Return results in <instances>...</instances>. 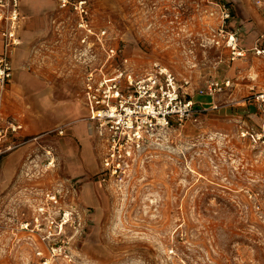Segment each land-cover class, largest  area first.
I'll use <instances>...</instances> for the list:
<instances>
[{"label": "rangeland", "instance_id": "obj_1", "mask_svg": "<svg viewBox=\"0 0 264 264\" xmlns=\"http://www.w3.org/2000/svg\"><path fill=\"white\" fill-rule=\"evenodd\" d=\"M86 1L95 30H107L109 44L122 49L134 70L144 73L158 62L190 83L196 102L217 108L168 132L128 180L98 179V184L94 176L102 149L97 134L89 137V168L80 141L57 130L66 123L59 114L63 108L73 110V123L85 121L83 77L104 56L97 45L81 43L77 17L56 0L47 30L29 39L22 67L57 89L55 106L31 117L6 112L27 125L31 120L27 131L43 135L14 152L11 157L17 159L0 177V264H42L35 250L47 255L46 245L29 240L17 227L29 220L39 194L53 188L85 213L87 225L72 237L67 257L49 264H264V143L251 137H264V106L248 100L264 93V56L247 49L246 38V57L235 61L216 45L223 22L208 0ZM215 1L229 4L238 21L225 28H240L235 4ZM242 3L261 15L263 40L264 5ZM106 69L111 73L110 66ZM212 81H230L231 87L213 98L198 96ZM79 132L75 128L73 135L78 138Z\"/></svg>", "mask_w": 264, "mask_h": 264}, {"label": "built area", "instance_id": "obj_2", "mask_svg": "<svg viewBox=\"0 0 264 264\" xmlns=\"http://www.w3.org/2000/svg\"><path fill=\"white\" fill-rule=\"evenodd\" d=\"M208 1L219 9L223 22L214 36L216 45H223L233 61L246 57L238 33L225 28L233 17L231 7L215 0ZM255 2L263 4V0ZM59 5L77 17L81 43L89 48L97 45L104 56L98 67L86 71L82 94L89 111L87 120L91 131L97 134L101 144L98 178L102 182L128 180L134 168L149 158L152 148L159 145L168 132L196 123L206 112L217 108H207L196 102L189 93L190 83L179 80L168 67L158 62L152 63L144 73L134 70L129 60L123 58L122 49L109 44L107 30H95L86 0H59ZM24 19L21 0H0V164L5 156L27 142L21 137L24 124L4 112L5 97L14 76L12 56L22 45L19 30ZM254 51L257 56H264V49L255 48ZM107 66L112 68L111 73ZM229 87L230 81H212L198 92V96L213 98ZM248 100L264 106V93L254 94ZM57 132L63 136L64 127ZM242 135L251 134L243 132ZM251 137L264 143L263 135L252 134ZM30 212L29 220L21 221L17 230L28 234L29 240H41L46 245L47 255L39 248L35 250L42 264L67 257L74 234L86 229L85 213L66 203L62 190L57 188L41 192ZM68 230L73 232L70 238Z\"/></svg>", "mask_w": 264, "mask_h": 264}, {"label": "crops", "instance_id": "obj_3", "mask_svg": "<svg viewBox=\"0 0 264 264\" xmlns=\"http://www.w3.org/2000/svg\"><path fill=\"white\" fill-rule=\"evenodd\" d=\"M227 1H230L235 4L234 5L235 14L238 15L240 18V23H241L240 28L236 29L238 35L241 36L240 46L243 48L242 45L244 41L243 38H246L245 40L248 42L247 49H251V48L264 49V38L261 41L259 39L263 32V21L261 15L258 12H253L249 8L245 7V5H243L242 3L243 0H227ZM263 5H264V0H263ZM57 8H58V4L56 0H21V11L23 16L25 17L21 25L22 32L21 34H19L22 41V45L15 50L12 56V67L14 71V76H13V81L9 86L4 102V112L7 116H8L7 113L16 115L19 112H25L30 117L46 115L48 112H50L51 108L55 106L52 103V101H54L55 99L57 89L50 88V86L48 85V80L46 81L41 80L33 76L29 72L23 70L22 67H24V65L27 64L28 52H29L28 51L29 39L47 30L50 19L53 13L55 12V10H57ZM250 18L254 19V21L249 20ZM231 22H234V25H236L238 21L236 20V17L235 18L232 17L230 24ZM84 77H83V88H84ZM83 88H82V92H83ZM202 104L203 106L208 107V105H205L204 103ZM81 109H82V113L84 114L83 117L85 121L76 122V123H73L75 121L72 120L73 110L71 108L60 109L59 114L61 115V117L63 115V118L66 122L60 128L64 127L63 136L75 138L78 141H80V144L84 149L83 155H84L85 163L89 168H92L93 167L92 166L93 162H91L92 149H91V141L89 140V137L92 135L93 131H91L90 122L87 120L89 117V111L83 98H82ZM21 122L25 126V130L21 134V137L27 141L26 144L37 142L39 139L42 138L43 134L40 133L31 134L27 131L26 127L28 125H32L31 120L28 119L27 122L28 125L24 121ZM75 128L78 129V131L80 130V132L78 133V138H76V136L73 135V130ZM43 133L44 136H46L45 135L46 132ZM13 153L5 156L1 160V164H0L1 175L5 170V165L6 167L9 168L8 163L11 164L10 166H12L14 161L17 159L16 156L11 157Z\"/></svg>", "mask_w": 264, "mask_h": 264}, {"label": "flooded vegetation", "instance_id": "obj_4", "mask_svg": "<svg viewBox=\"0 0 264 264\" xmlns=\"http://www.w3.org/2000/svg\"><path fill=\"white\" fill-rule=\"evenodd\" d=\"M98 173H99V171H98V172L95 174V176H94V177H95V179H96V182L99 184V180H98V179H99V178H98Z\"/></svg>", "mask_w": 264, "mask_h": 264}]
</instances>
